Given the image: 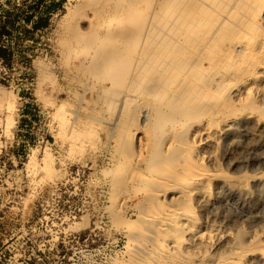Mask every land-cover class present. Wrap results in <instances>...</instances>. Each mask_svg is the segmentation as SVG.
<instances>
[{"label": "rangeland", "instance_id": "374dc122", "mask_svg": "<svg viewBox=\"0 0 264 264\" xmlns=\"http://www.w3.org/2000/svg\"><path fill=\"white\" fill-rule=\"evenodd\" d=\"M203 1L0 0V18L5 11L20 16L5 40L9 55L0 60V264L129 262L128 240L144 227L145 185L163 179L161 160L177 159L188 144L200 148L204 176L191 197L199 226L185 235L187 252L197 263L214 264L243 250L235 263L264 264V36L251 44L242 26L220 17L196 24L202 11L219 10L220 0ZM240 2L230 0L232 7ZM263 7L264 0L252 13L264 35ZM159 39L173 42L170 54L204 55L210 48L204 58L233 47L236 63L220 64L224 82L235 79L232 89L218 98L223 84L215 78L208 105L173 109L171 90L155 84L165 69L158 72L153 61ZM195 56L183 67L195 65ZM117 57L130 64L121 78ZM205 127L214 138L205 140ZM175 162L166 166L169 174L177 172ZM116 178L132 182L119 187ZM177 179L168 184L166 206L189 187ZM209 230L220 234L215 244L195 237Z\"/></svg>", "mask_w": 264, "mask_h": 264}, {"label": "bare ground", "instance_id": "6f19581e", "mask_svg": "<svg viewBox=\"0 0 264 264\" xmlns=\"http://www.w3.org/2000/svg\"><path fill=\"white\" fill-rule=\"evenodd\" d=\"M206 1L207 0H204L203 1V4H207ZM262 1L263 0H241L240 4L238 6L236 5V7H232L234 4L231 6L230 0H222V1L220 0L218 2V4L216 5L219 10L218 11L215 10V12H216L215 14L214 13L211 14L212 13V9L211 8H213L211 5L208 4V6H211V8H210L211 9V12H209L210 10L207 11L208 10L207 8H209V7H207L205 5L207 8H205V7H203V8L204 9H207V10L202 11L196 17L194 16L195 17L194 18L195 19V23L198 22L199 20H202V19H203V21L208 19L207 21H208V23H210V21L212 22L213 20L219 19V17L221 19L223 18L224 24H226V25L228 23L229 25L230 24H232V25L233 24H236V26L237 25L242 26L241 27L242 30H240L241 28L239 27L240 28L239 30L242 31V32H240V34L241 33L245 34L244 36L243 35L242 36L246 40H249L250 42L252 41L251 44H253L255 42H258L257 40L259 38L261 40V37L264 36L263 35V30L262 31L258 30V28H257L258 25H257V22H256V17H254L253 16L254 14L252 13V11H253L252 8H255L258 4L262 3ZM261 5L259 6V8L262 7ZM214 8H213V10H214ZM229 8H231V9H229ZM256 12L257 11H255V13ZM221 16H223V17H221ZM257 18H258V15H257ZM189 19L193 20V16L189 17ZM178 20H181V19L179 18ZM192 22H194V21H192ZM248 22H251L253 24L252 25L250 24L251 25V28H248L247 27V29H245V27H246L245 24L248 23ZM208 23L206 24V27H207ZM184 24H186V23H184ZM184 24H183V26H185ZM172 25H174V24H172ZM223 26L224 25L222 24L221 27H223ZM150 27H152V26H150ZM201 27H202V25H201ZM213 28H214V26H213ZM223 28H220V29H223ZM262 28H264V26ZM232 29H233V27H232ZM145 32H146V35H147V31H145ZM170 34L176 36L177 32L176 33H173L172 32ZM222 34H225L224 31L222 32ZM160 37H163V36H158V38H160ZM242 39H241V41H242ZM226 40H225V42H226ZM174 41L176 42V40H174ZM225 42H224V44H226ZM156 43H153V44H156ZM159 43H160L159 44V51H158V53H156L157 55H156L155 59H153V61L154 62H157L156 65H157V69H159V70H157L158 72L160 71V68H165V69H161L162 71H160L159 74H158V72L156 73V75L158 74V77L159 78H157L155 84H157L156 86H158L159 88H161L163 90H166V91H167V89L171 90L170 99H171L172 105L175 107L173 109H178V110L182 111V113H184V112L186 113L189 110L191 112V108L192 109H195V107H198L197 110H200L199 109V106L201 104L202 105L203 104H206L213 97L212 96L209 99L208 96H207V92H208V87L210 88V85H212V84L215 85V83H214L215 80H216L215 78H218L216 80V82H219V83L222 82V84H223V87L222 86L220 87L221 90L219 92V95L217 96L218 98H220V99L224 98V96L226 95V93H228V91L232 89V86L234 85L232 83V81H234L235 79H228V81H225L224 82L223 75H222L223 74L222 73V70L223 69H221L220 64H221V60H223L224 63H226V62H229V63L235 62L236 63V61L233 60L234 57H236L235 56V53H234L233 47H230L229 46V48L227 49V45H225L226 46V49H227L225 51V53H222V50H219V51L216 50L217 52H220L219 54H217V57L218 58L215 57L214 55H213L214 57L213 56H209V57L207 56L208 58H204V55L205 54L208 55L211 52V49L210 48H205L206 50L203 51V52H205L204 55H202V54L201 55H197V56L194 55L196 57L195 58V61L197 63L195 65H193L194 63H190L192 65L191 66L189 65L190 68L189 69L188 68L186 69V68L183 67V65L186 62L191 61V59L194 57L192 54H189V55H186V54L185 55L184 54H174V53H171L170 54L169 52H170L171 44L173 42L171 40L159 39ZM153 44H150V46L153 45ZM216 44H218V41H217ZM224 44H222L223 48L225 47ZM209 46H210V43H209ZM220 46H218V47L221 48L222 46L221 47ZM173 48H175V47H173ZM251 48L252 47L250 46V49ZM250 49H248V50H250ZM257 54H259V53H257ZM250 55H251V53H249V55L246 54V57L249 56V58H250L251 57ZM160 56H162V57L160 58ZM252 57H253V55H252ZM160 59H161V61L162 60L163 61L162 62L159 61ZM116 60H117L116 61V73H117V75H115V76L117 78H121L123 75H125V71L129 67L128 65H130V64H128L125 61H124V63L121 62V61H119L118 57H117ZM202 60H206V62H207V66L206 67L202 65V63H203ZM151 62H147V63H151ZM238 62L240 63V61H238ZM152 64L151 65L154 66V63L153 62H152ZM231 65H232V63H231ZM233 65H235V64H233ZM150 67H148V68H150ZM146 77H148V76H145L144 78H146ZM225 77H226V75H225ZM240 78H241V76H240ZM206 79L209 80V82L207 81L208 83L205 82ZM257 83H258V81H257ZM161 89H157V90L159 91ZM229 94H230V92H229ZM156 95H158V94H156ZM229 103H231V102H229ZM162 105L163 104H161V106ZM207 105H208V103H207ZM225 106H223V108ZM163 107H164V105H163ZM203 107L205 108V105L204 106H201V108H203ZM219 108H220V106H219ZM219 108H217V109H219ZM159 109H161V110H159ZM159 109H158V111H160V112H158V114L161 113L160 116L162 118L163 116H165L166 112L162 108H159ZM210 109H211V107H210ZM210 109H209V111H214V110H210ZM202 110L203 109H201V111ZM214 112H212L210 115H215ZM205 115H206V113H205ZM205 115H204V117L207 116V115L206 116ZM215 116L217 117L218 115L216 114ZM206 119L209 120V118H206ZM201 121H203V119L202 120H198L197 122H194L192 124L194 125V124H197L198 122L202 124L203 122H201ZM193 125H190V126H193ZM196 127H197V125H196ZM201 131L202 132H200V131L199 132L202 133L201 135L205 138V140H209L212 137V134L213 133H212V130L210 128L208 129V128L205 127V128H202ZM212 138H214V137H212ZM188 145H189L188 148H186V147H185L186 149L183 148V151H182V154L181 155L180 154L179 155L177 154L178 155V158L177 159L174 158L175 160L173 159V160H169V161H167V160H161L160 165H159V169L164 174L167 173V174H165L166 176H164L163 179H161V180L158 179L159 181L157 179L156 180H153L152 179L153 181L152 182H149L148 186L145 185L146 184V181L143 182V183H145L144 185L147 188V193H148V197H147V200H146V202H147L146 209L143 208L144 210H142L144 212H142L143 216H142V223L141 224H143L145 228L143 227V230H142V228H140L141 230L138 228L139 231L137 229V232H135V230H134V233H132V234L130 233L131 236L129 234V236H130L129 239L130 240H128V241H129L130 247L133 246L132 248H134V249L131 250L133 254H131V256H130L131 259H129V262H123V261L121 262V261L118 260L119 262L116 261V264H204L205 263V262L204 263L203 262L197 263L196 260L198 258L195 260V258H193V256L190 255L187 252L188 251L187 248H188V246L190 244L189 243L190 240L189 239H186L185 235H186L187 232H192L193 230H196L198 228V226H199V220L196 217V215L194 214L195 212L193 211V208L191 206V197H192V194H195L196 191L199 189L196 186L194 187V185L196 183L195 180L196 179H199L200 177L202 178L201 175H203V174H200V173L203 172V171L201 172V170H202V163L203 162H202V158L200 156V154H201L200 153V148L198 146H196V144H188ZM171 154H173V153H171ZM170 159H172V157ZM176 160H177V162H179V165H177V167L175 166L174 169L178 168V170H177V172H175L176 174L174 172H173L174 174H171L172 172H170V174H169L168 173L169 172L168 169H170V168L168 167V165H170V163H173V162L176 163L175 162ZM166 166H167L168 169L166 168ZM172 166H170V167H172ZM170 171H172V169ZM205 173H207V172H205ZM216 175L217 174L215 173V176ZM133 177H135V176H133ZM222 177H224V176H222ZM176 178H178L182 182L188 183L189 187H186L185 186L186 188H182L180 192L178 191L179 192V194H178L179 196L178 197H180L179 198L180 200H177L178 197H176L175 200H177L179 202H177L175 204L176 201H174V204L175 205L172 204V206H166V205H164L165 202L162 201V200H164L163 199L164 198V195L167 193L166 190H169V186H170V185H168L169 182L172 179H176ZM208 178H210V177H208ZM229 178H230V176H229ZM136 179L138 180V178H136ZM141 179H144V178H141ZM187 180L189 182H187ZM192 181H194V183H191ZM209 181H210V179H209ZM211 181H212V177H211ZM129 182H132V181H127V179L125 181V179L116 178L115 185H118L119 187L120 186L123 187L124 185H128ZM189 183H191V184H189ZM197 183H200V182H197ZM245 184H246V182H245ZM126 187H128V186H126ZM144 200H143V202L141 204L142 205L141 207H145V206H143ZM141 207H139V208H141ZM142 214H140V215H142ZM124 224H126V223H124ZM129 224L130 223H128L126 225H128L129 227L131 225H133V224H131V225H129ZM196 231H198V230H196ZM132 232H133V229H132ZM195 237H197V238L200 237V239L203 238V237H205V239H207L209 241V243L211 245H213V244H215V242H217L220 239V234H218V232H216V231L207 232V234H205V235H201V233H198L197 232L195 234ZM255 246H254V248H255ZM255 249L253 250V252H256ZM259 250H257V252ZM238 251H240V250H237L236 251V250L233 249L232 252H231V254H230V256H224L225 258L222 257L221 260H219L218 262L216 261L217 263H214V264H232V263L237 264L235 262H237L238 260H240L241 258L244 257V256L242 257V252L244 253V251L242 250L241 253L238 252ZM253 254L254 253H252L251 255H253ZM205 257H206V255H205ZM200 258H202V257H200ZM203 260H206V258L203 259ZM206 264H207V262H206ZM211 264H213V262Z\"/></svg>", "mask_w": 264, "mask_h": 264}, {"label": "trees", "instance_id": "16d2710c", "mask_svg": "<svg viewBox=\"0 0 264 264\" xmlns=\"http://www.w3.org/2000/svg\"><path fill=\"white\" fill-rule=\"evenodd\" d=\"M6 14L4 17L0 18V60L5 59V56L9 55L11 50V45L7 44L5 40L9 37H12L14 31L16 30V21L20 16L12 13L11 11H5ZM19 15V14H18ZM26 18V17H25ZM30 17L24 19L30 21Z\"/></svg>", "mask_w": 264, "mask_h": 264}]
</instances>
